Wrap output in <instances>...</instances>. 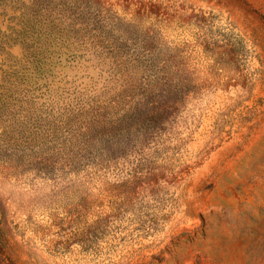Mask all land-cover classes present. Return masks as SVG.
Listing matches in <instances>:
<instances>
[{
  "label": "rangeland",
  "instance_id": "obj_1",
  "mask_svg": "<svg viewBox=\"0 0 264 264\" xmlns=\"http://www.w3.org/2000/svg\"><path fill=\"white\" fill-rule=\"evenodd\" d=\"M31 2L0 0V264H264V0Z\"/></svg>",
  "mask_w": 264,
  "mask_h": 264
},
{
  "label": "trees",
  "instance_id": "obj_2",
  "mask_svg": "<svg viewBox=\"0 0 264 264\" xmlns=\"http://www.w3.org/2000/svg\"><path fill=\"white\" fill-rule=\"evenodd\" d=\"M11 2H17V0H11ZM38 2H41V0H32L31 4L29 6L33 7V8H37L35 6L37 5ZM29 15H34L33 16V18H34L33 21L35 22V25H37L39 27L41 35H48L49 33H47V32H51V31L55 30L56 26L58 28H60V33L63 32L64 27L67 28V31L69 33L71 32V29L67 26L68 25L67 21L64 20L61 17H58V16L54 17V16L50 15L49 13H45L42 16L41 14L35 13V11L34 12H30ZM68 32L66 34L68 36H70V34ZM73 34H71V35H73ZM64 36L65 35L60 36V37H64Z\"/></svg>",
  "mask_w": 264,
  "mask_h": 264
}]
</instances>
